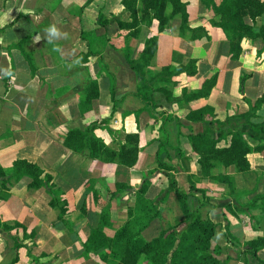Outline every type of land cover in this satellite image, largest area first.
I'll return each mask as SVG.
<instances>
[{"label":"crops","instance_id":"obj_1","mask_svg":"<svg viewBox=\"0 0 264 264\" xmlns=\"http://www.w3.org/2000/svg\"><path fill=\"white\" fill-rule=\"evenodd\" d=\"M181 1L189 28L181 29L182 15L173 14L168 1L161 31L158 19L141 20L143 0H0V170L9 174L15 160L26 159L54 184L52 190L34 187L29 177L17 176L4 186L0 177V264H107L114 235L145 180L146 197L162 217L140 238L150 241L167 224L176 225L178 194L194 184L202 190L195 196L221 225L213 241L219 258L264 264V248L257 259L247 245L264 237V158L255 149L256 132L240 117L251 110L248 100L264 94V45L244 38L240 58L233 59L226 32L215 23L220 15L212 17L202 0ZM212 1L218 7L229 0ZM245 16L255 28L264 24V13ZM134 18L141 20L137 36L127 26ZM198 27L210 37L194 39ZM153 36L151 64L137 71L131 62ZM192 58L198 60L195 75L171 72ZM213 76L210 93L192 98ZM199 110L203 116L192 119ZM251 120L264 122V102ZM72 129H91L118 152L137 134L136 163L105 162L68 148L64 140ZM236 130L251 147V168L212 160L204 175V153L192 136L206 133L218 147H229ZM138 264L151 262L143 254Z\"/></svg>","mask_w":264,"mask_h":264},{"label":"trees","instance_id":"obj_2","mask_svg":"<svg viewBox=\"0 0 264 264\" xmlns=\"http://www.w3.org/2000/svg\"><path fill=\"white\" fill-rule=\"evenodd\" d=\"M133 1L136 2V0ZM168 1L173 4V14L180 13L182 15L181 29L189 28L187 7L181 0H143V17L141 20L158 19L160 30H165L168 24V18L165 16ZM202 1L212 17L220 15V20L215 23L226 32L230 41V51L233 59L240 58L242 53L241 42L244 38L253 41L259 39L264 45V24L260 28H255V26L247 23L245 19V14L252 19L262 15L264 13V0H229L218 7L213 4L212 0ZM133 14L136 16L135 9H133ZM141 20L134 18L132 23L127 24L131 28L132 35H139L138 26ZM192 37L201 40L202 38H209L210 35L205 27H198L192 28ZM157 43V36L147 39L141 58L132 61V67L137 71H141L150 66L157 49ZM197 64L198 60L192 58L189 64L179 66L171 72H187L195 75L198 71ZM244 80L245 76H242V83ZM215 84L216 76H213L203 83L201 89L192 94V98L208 95ZM90 86L97 88V83L91 82ZM93 96H97V92H94ZM248 101L251 104V110L245 115H240V117L247 118L246 123L256 132L254 137L259 143L255 149L264 158V139L261 137V126L264 122L251 120V117L256 115L257 109L264 102V94L255 102ZM196 116L202 117L203 110L193 111L192 119ZM216 123L221 126L226 122L217 121ZM230 134L232 135V142L229 147H218V140L206 133L192 136V141L197 149L204 153L203 160L200 161L204 175H210L208 173L213 166L212 160L220 161L226 166L234 164L239 170H249L251 168L248 159L251 147L237 130L231 131ZM64 144L76 152L87 151L90 158L105 162L122 163L127 166H133L136 163L138 154L137 134H129L127 143L123 145L119 152L110 148L91 129L70 130ZM17 176L29 177L31 185L34 187L48 186L50 190L54 187L52 175L46 173L39 164L26 159L15 160L9 174L3 169L0 170V177H3L4 186L10 182L12 177ZM224 180L230 183L229 178H224ZM149 184V180H145L142 187L137 191L135 207L128 210V219L117 229L112 241L109 264H138L143 254L146 255L151 264H227L226 261L219 258L220 246L213 244L216 232L220 230L221 225L211 219L210 208L206 207L207 203H200V199L195 196L194 191L202 190L196 188L194 184L190 186V192L178 194L181 210L178 223L176 225L167 224L159 236L150 241L140 238L147 227L151 226L156 219L162 217L158 205L146 197ZM114 194L115 192H112L110 196L112 197ZM260 197L264 199V195ZM56 202H58V198L54 193L52 204L57 205ZM198 203L201 207H198ZM227 235L230 237L229 233ZM93 240L94 242L97 241L96 237ZM247 245L250 247L252 254L259 259L258 251L264 248V237L248 242Z\"/></svg>","mask_w":264,"mask_h":264},{"label":"rangeland","instance_id":"obj_3","mask_svg":"<svg viewBox=\"0 0 264 264\" xmlns=\"http://www.w3.org/2000/svg\"><path fill=\"white\" fill-rule=\"evenodd\" d=\"M112 251V250H111ZM108 257H109V259H108V262H107V264H109L110 263V260H111V252L108 254Z\"/></svg>","mask_w":264,"mask_h":264},{"label":"clouds","instance_id":"obj_4","mask_svg":"<svg viewBox=\"0 0 264 264\" xmlns=\"http://www.w3.org/2000/svg\"><path fill=\"white\" fill-rule=\"evenodd\" d=\"M55 29H53V31H54Z\"/></svg>","mask_w":264,"mask_h":264}]
</instances>
